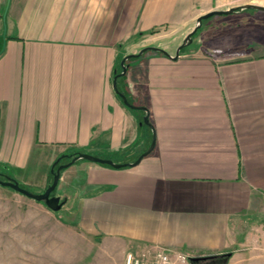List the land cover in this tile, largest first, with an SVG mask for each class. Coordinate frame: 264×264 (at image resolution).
I'll list each match as a JSON object with an SVG mask.
<instances>
[{"label":"crops","instance_id":"0c3cea01","mask_svg":"<svg viewBox=\"0 0 264 264\" xmlns=\"http://www.w3.org/2000/svg\"><path fill=\"white\" fill-rule=\"evenodd\" d=\"M170 2L0 0L1 172L28 168L36 151L47 173L76 149L134 161L155 137L135 166L80 159L58 183L78 195L81 231L122 262L158 246L231 247L264 199V36L238 31L260 21L218 15L178 58L152 49L127 61L119 88L148 107L154 131L113 86L126 54H175L174 36L141 35Z\"/></svg>","mask_w":264,"mask_h":264},{"label":"rangeland","instance_id":"374dc122","mask_svg":"<svg viewBox=\"0 0 264 264\" xmlns=\"http://www.w3.org/2000/svg\"><path fill=\"white\" fill-rule=\"evenodd\" d=\"M247 2L264 5V0H171L172 5L168 4L170 9L153 11L156 15L141 35L147 40L158 36L173 39L174 36L182 42L200 14ZM234 15L237 22L256 19L261 23L238 28L241 35L249 34L250 29L264 32V11L245 9ZM216 19L218 15L203 20L193 37L203 35L204 29ZM247 52L243 49L242 54ZM43 154L36 151L28 168L4 171L3 177L12 175L29 190L43 192L53 180L51 172L47 173L48 162L52 160L46 159ZM0 170H3L2 167ZM54 194L66 200L56 211L43 201H36L0 184V264H126L129 252L135 256L145 253L152 259L150 256L160 248L158 246L151 252L143 253L128 251L122 262L118 253L106 251L104 240L87 235L79 228L75 216L78 195L70 190L61 192L58 186ZM256 208V227H247L249 229L239 237L238 243L222 250L198 251L190 254L187 261L176 264H264V199Z\"/></svg>","mask_w":264,"mask_h":264},{"label":"water","instance_id":"95a60500","mask_svg":"<svg viewBox=\"0 0 264 264\" xmlns=\"http://www.w3.org/2000/svg\"><path fill=\"white\" fill-rule=\"evenodd\" d=\"M238 8L255 9L258 11H264V5L263 4H257V3H251V2H247L244 4L237 5V6H232V7H229L227 9H212V10H209L205 13L200 14L197 17L195 25L186 34L183 41L178 45L175 54H170L166 49H164L160 46L148 45V46H144L143 48H141L138 52L128 53L123 57V59L121 60L122 70L115 74L114 80H113V86H114L116 92L122 97L123 102L126 105H128L132 108L142 109L145 111L142 123H145L148 126H150L151 128H153L152 122L150 120V112H149L148 107L145 105H139V104L131 102L128 99V96L123 91H121L118 87V78L125 75L127 72V69H128V62L127 61L133 57L141 56L147 50H152V49L156 50V51H162V52L170 55L172 58L176 59L180 56L182 49L184 47L190 45L193 42V39H194L193 36L197 32V30L201 27L203 20H205L211 16H214V15L230 14V13L236 12ZM153 131H154V128H153ZM155 144H156V140H155V137H153L151 144L149 145V147L145 151H143L134 161H126V162H117L114 159L109 158V157H103V156L96 155V154L86 152V151H78L77 153L73 154V156L71 157V159L69 161L60 163L57 166V168L55 169V165L62 158L61 156L69 155L67 153L62 154L59 157H57L55 159V161L53 162L52 169H51V171L53 173V180L51 183H49L47 185L46 189L43 192H34V191L29 190L28 188L23 186L18 179H16L13 176H10V175L6 176L5 179L0 177V184L3 186L11 187L12 189H14V190H16V191H18L24 195H27L36 201H43V202H45V204L50 209L56 211V210H59L65 203V199L61 200L60 195L52 194V193H54L55 189L58 186V183H59L63 169H65L68 166L76 163L80 159H86V160H90V161L102 163V164H108V165H111L114 167L135 166L142 160V158L144 156H146L152 152V150L155 147Z\"/></svg>","mask_w":264,"mask_h":264},{"label":"built area","instance_id":"2783aa9c","mask_svg":"<svg viewBox=\"0 0 264 264\" xmlns=\"http://www.w3.org/2000/svg\"><path fill=\"white\" fill-rule=\"evenodd\" d=\"M152 259L145 253L142 256H135L129 252L126 257V264H176L177 262H185L190 255L182 251H176L168 247H161L157 250Z\"/></svg>","mask_w":264,"mask_h":264},{"label":"trees","instance_id":"16d2710c","mask_svg":"<svg viewBox=\"0 0 264 264\" xmlns=\"http://www.w3.org/2000/svg\"><path fill=\"white\" fill-rule=\"evenodd\" d=\"M240 10H245V9H241V8H238L237 9V11H240ZM255 10V9H254ZM236 11V12H237ZM196 34V33H195ZM148 51V50H147ZM158 52H162V51H158ZM143 55V54H142ZM139 57V56H138ZM133 58H136V57H133ZM133 58H131V59H133ZM122 70V66L120 65L118 68H117V70H116V73H118V72H120ZM118 83H119V81H118ZM118 87H119V84H118ZM120 89V88H119ZM127 95V94H126ZM128 96V95H127ZM128 99L131 101V102H133V100H131V97H129L128 96ZM78 151H81V150H78V149H76V150H73L72 152H70V153H67V154H69V155H65V156H61L62 158H61V160L55 165V169L57 168V166L60 164V163H63V162H67V161H69L70 159H71V157L73 156V154H75V153H77ZM3 173L0 171V177L1 178H6V177H3ZM51 176H52V179H53V173H52V171H51ZM52 182V181H51ZM226 256V255H225Z\"/></svg>","mask_w":264,"mask_h":264},{"label":"flooded vegetation","instance_id":"af4514ba","mask_svg":"<svg viewBox=\"0 0 264 264\" xmlns=\"http://www.w3.org/2000/svg\"><path fill=\"white\" fill-rule=\"evenodd\" d=\"M52 194H54V193H52ZM61 200H63V198H61Z\"/></svg>","mask_w":264,"mask_h":264}]
</instances>
